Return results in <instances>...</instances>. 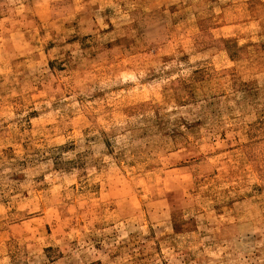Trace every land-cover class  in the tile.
Returning a JSON list of instances; mask_svg holds the SVG:
<instances>
[{
	"label": "rangeland",
	"instance_id": "rangeland-1",
	"mask_svg": "<svg viewBox=\"0 0 264 264\" xmlns=\"http://www.w3.org/2000/svg\"><path fill=\"white\" fill-rule=\"evenodd\" d=\"M0 264H264V0H0Z\"/></svg>",
	"mask_w": 264,
	"mask_h": 264
}]
</instances>
